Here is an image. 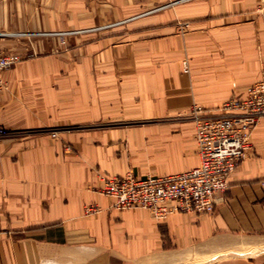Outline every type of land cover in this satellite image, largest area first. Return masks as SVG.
Instances as JSON below:
<instances>
[{"label": "crops", "instance_id": "0c3cea01", "mask_svg": "<svg viewBox=\"0 0 264 264\" xmlns=\"http://www.w3.org/2000/svg\"><path fill=\"white\" fill-rule=\"evenodd\" d=\"M176 1L91 3V21L141 20L2 75L0 126L10 137L0 138V264H264V117L213 214L158 222L98 193L102 176L197 168L193 109L219 116L262 78L260 0H188L150 13ZM87 205L102 212L86 217Z\"/></svg>", "mask_w": 264, "mask_h": 264}, {"label": "built area", "instance_id": "2783aa9c", "mask_svg": "<svg viewBox=\"0 0 264 264\" xmlns=\"http://www.w3.org/2000/svg\"><path fill=\"white\" fill-rule=\"evenodd\" d=\"M184 1L188 0L157 7L150 13ZM259 4V10H264V0H260ZM140 16L116 24L130 22ZM110 26L113 25L107 27ZM23 60L19 53L0 51V90L3 87L2 75ZM182 66L183 73L188 74V61L184 60ZM201 113L200 107H195L192 113L200 165L189 172L167 177L137 178L131 173L123 177L102 176V187L98 193L112 200L111 208L120 211L147 210L158 222L174 213L215 212L228 189L229 176L250 153L252 132L264 117V73L260 81L248 87L244 99H231L224 103L221 115L208 117ZM9 134L7 129L0 126V137ZM51 136L57 138L56 133ZM101 212V207L97 205L84 208L86 217H94Z\"/></svg>", "mask_w": 264, "mask_h": 264}, {"label": "rangeland", "instance_id": "374dc122", "mask_svg": "<svg viewBox=\"0 0 264 264\" xmlns=\"http://www.w3.org/2000/svg\"><path fill=\"white\" fill-rule=\"evenodd\" d=\"M100 1L0 0V42L13 44L9 49L0 47V51L15 49L22 52L20 54L25 60L45 54H67L76 46L114 36L141 20L116 24L124 19H110L112 15H109L108 19L91 21L92 17L98 16L94 9L97 7L91 3ZM109 25L113 26L107 27ZM177 26L185 32L188 23L178 22ZM8 137L10 134L0 138ZM111 264L117 262L112 261Z\"/></svg>", "mask_w": 264, "mask_h": 264}]
</instances>
